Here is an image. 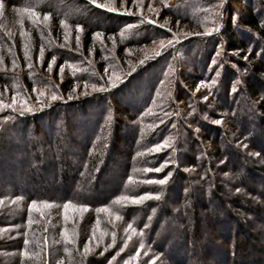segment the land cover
<instances>
[{"label": "trees", "instance_id": "1", "mask_svg": "<svg viewBox=\"0 0 264 264\" xmlns=\"http://www.w3.org/2000/svg\"><path fill=\"white\" fill-rule=\"evenodd\" d=\"M73 1L84 4L100 14L108 16L107 18H110L108 20L115 21L116 27L117 25L119 26L122 16L110 12L106 8L94 6L89 0H1L5 11L7 9H13L15 12H18V10L32 11L37 12L39 15L47 16L52 23L53 34L56 35L58 41L61 39L58 31L60 30L59 27L62 20H75L74 22L80 23L86 19L81 12L77 11ZM247 2L250 3L251 1L247 0ZM69 9L76 10V14L70 16L69 13L64 12L65 10L69 11ZM258 10L252 8L244 9L240 14L239 24L251 36L253 33H257L264 38V27L262 26ZM0 17L2 18L1 15ZM125 17L127 18V16ZM126 18L123 17V19ZM25 24L31 28V36L40 39V31L43 28H39L36 23L29 24L28 20ZM238 30L244 31L241 29ZM5 31L7 32L6 28L0 25V42L4 45L2 48L4 51L2 53L12 56L13 63L19 68H25L21 81L15 80L12 74H7L6 72L0 73V102L4 105L0 106V177L5 178L3 182L0 181V260L4 261L5 264H48V262L50 264H101L103 262L102 257L107 258L103 264H108L110 262V256L116 254L115 252L120 249V244L117 241L112 242V237L109 236V238L106 233V230L115 229L113 224H109L106 220L115 215L121 217L123 221L122 226L126 228L125 233L128 232L133 235L129 237V240L125 239L126 241H122L121 245L125 244L126 249L129 248L130 250L131 245L133 248L136 242L137 246L142 244L151 247H161L163 249L162 240H154L153 234L159 231V229L173 230V224L171 222H168L164 228H161L159 221H167L173 216V197L174 195H180L179 190L183 187L184 179V176L180 172H178V175H173V172L177 173V168L173 167V165H166L170 160L173 161L175 157L173 154L171 156L169 155L170 158L167 156L172 145L173 150H178L177 161L178 163L180 162L178 168H183L184 163L191 167L194 166L193 158L196 157L195 155L200 154L197 163H199V173H202L201 178H198V175L195 176L197 173L195 175L190 173L189 175H194V177H191V181H194V183L203 180L208 184L211 182V201L217 200L216 193L221 188V182L215 183L213 177L215 176L217 180H219L218 176L223 177V173L228 168L227 163L236 165L238 162V164H242L237 159V156L235 164L234 161L229 160L230 153L229 155L228 153L222 154L221 147L218 146L216 141V138L218 140L219 136H221L217 130L214 132L213 138L210 137L214 147L211 151L207 152L205 151V144L195 139L197 137L192 138V136H189L188 140L180 138L183 132L185 135L186 129L184 125L188 119L183 117L186 119L183 120L185 122L184 124L180 121L182 117L179 114L177 117L178 120H175V109L178 110L179 107H175L173 110L170 108L172 105L169 104L174 100L171 101V98H175V102L180 100L176 99L179 98L177 96L178 90L175 89L174 93H171L168 86H166L173 78V64L174 66L179 65V61H177V58L175 59L176 53L173 55L172 51L170 52L169 50V53L165 55V59L158 60L159 62L163 60L164 65L170 68L172 72L169 76L165 74V71H161L160 73L149 72L150 69L156 66V63L146 62L149 65L146 67V63L143 61L141 62V66L136 65L134 70L125 74L118 83H108L109 86L104 90L97 89V91L95 90L88 95L73 97L72 99H63V101L48 102L47 99L41 100L39 101L41 104H38L39 108H34L38 109L37 112L31 113L33 108L32 110L23 111L22 106L18 107L19 99L17 101L15 100L17 104L15 106H12L11 102L13 101V97L17 99L21 97L20 95L22 97L24 95L26 98L24 91L34 96L36 90L34 82L36 84L40 83V78L36 76L30 78L29 74L32 73L26 68V59L22 54L20 46L18 43L16 44L11 41L10 39H13V36H8ZM18 32L20 33V31ZM221 32V35L225 38L222 43L220 39L216 40L215 44L211 42L212 39L205 40L211 45H214L213 50L208 55L204 54L199 57H196L194 53H188L192 60L194 62L200 61L202 57V60L207 62L206 64H210L215 58L219 60L220 64V58H222L223 52H229L230 54L238 52L236 55H238L239 61L241 62V73L242 70L246 73L251 71L254 77L262 76L264 78V61L263 58H259V52L255 47H250L246 40L241 38L232 29L230 23L227 24V27H223ZM19 33H17V36ZM41 34L43 35L42 37H46L47 39H55V37H49L50 34L46 30ZM91 34V32H86L85 34V47H88L91 43ZM17 39H21L20 36ZM257 40L264 42V39ZM200 41L204 40H191L190 43L198 47L200 46ZM11 45H13L12 49L9 48ZM204 46L206 45L200 46L199 48L205 51ZM89 51L90 49L86 48V52L89 53ZM62 52L57 47H54L50 53V56H57V64L59 65L65 59L61 55ZM93 52L94 59L98 58L96 48L93 49ZM117 53L119 55L122 53L121 47ZM244 58L247 59V62H242ZM5 62L0 61L2 67ZM142 65L147 69V77L143 82H140L142 76H139V73L142 71ZM96 66L100 69L99 63H96ZM79 73L84 74L87 72L79 71ZM229 73L231 75L234 74V76H239L234 71H230ZM80 75L76 77L79 79L78 81L82 80ZM85 76L88 77L86 79L88 83L91 82L93 85L101 83V79H97L96 75L91 76L85 74ZM187 77L189 76L187 75ZM198 77L200 78V76L195 75L191 80L189 79L190 83L195 85L197 83L196 80L199 79ZM243 77L249 80V77ZM133 80L138 84H142L144 87L140 86L141 89L139 87V89H135V87L132 89L134 91L133 93L130 92V95H133V99L136 97L132 103L129 100L130 97H123L124 102L128 103L125 108L121 109L125 120L119 119L117 123L113 112L112 114L109 112L111 108L110 106L108 107L109 96L119 95L123 91V88L130 87ZM104 84L107 85L106 83ZM178 88L181 93H185L184 95L189 100L191 99L187 96L188 93L186 90L181 87ZM244 89L249 91V95L250 97L252 96L254 101L260 99L250 82L244 85ZM226 90L227 92L224 97L229 94V88ZM214 93L215 91L212 94ZM215 101L213 102L214 108H218L219 112L224 111L221 107L215 105ZM136 103L139 104L136 105ZM260 103L264 107V101L262 99L258 101L259 105ZM129 104L133 105L132 113L127 107ZM185 114H187V111ZM254 117L256 119L258 118L255 115ZM120 121H123V125L125 126L123 128L127 131L129 137L126 138L130 142V146L126 151L127 154L122 172L113 170L110 173L111 180L119 181L118 185L112 186L111 184H107L110 181L107 179L109 176L107 178L104 177L103 172L107 169L106 167H109L110 151L112 148H115L116 143L120 140V136L118 135L122 128ZM57 123H60L67 129V138L62 139L60 134H57L56 137L51 135L56 130ZM255 125L258 127L259 123ZM7 128L12 129V132H8ZM260 132H262L260 128H256L252 132L253 134H251V140L255 139V134L257 138V133L260 134ZM169 133H173L171 142V135ZM28 134H32L37 138L44 134L46 136L42 142L43 144H38L32 139H24ZM13 136L17 138H13ZM186 141H189V144L185 148ZM73 142L79 143L84 147V153L79 159L75 172H72L75 170V166L72 164L73 161L71 162V159H68L69 157H66L65 153V150L67 151L68 146L72 145ZM27 143L30 145L27 146ZM192 144H195V149L192 148ZM38 145H41V148L38 149ZM26 146L27 148H24ZM50 146H52L56 154H59V162H55L53 159L50 160H53L51 167L55 164L59 166V178L54 184L62 187L60 190L62 195L55 194L56 190L53 189L55 185H50L49 183L38 185L37 181H45V176L41 173H35V167L31 168L30 166L32 164L28 162V158H31L33 161L40 163H37L39 168L41 167L43 169L45 166L47 167L48 162H50L49 158H53L54 154H48V150L51 148ZM157 146H159V150H156ZM68 151L71 152L72 148ZM246 155V159L250 164L244 166V173L252 177H258L259 181L264 183V173H262L264 171V161L258 159L257 156L252 158L251 156L253 154ZM256 162L262 165L261 170L260 167L255 165ZM156 168H161V171H155ZM236 171L235 175L241 178L242 174L240 175L237 169ZM169 173H171L170 176L168 175ZM91 176L94 179H101L102 184H105L100 189H96L97 182H94L92 184L93 188L85 192L83 181L89 180ZM165 176H168V179L163 185L159 184L158 181L164 179ZM28 177L29 180L25 181ZM11 182H17L16 184L24 187L20 189L12 187ZM191 183L190 195L192 196L198 193L200 189L194 187L193 182ZM242 188L244 189L243 186H240V188L234 191L235 197L240 194ZM177 189L179 190L177 191ZM245 191L249 193L253 191L251 193L255 194L258 192L255 189L250 190L249 188ZM262 194L264 196V192ZM218 204L220 206L221 201ZM223 209L226 216L222 217L220 214H218L219 216L215 215L212 217V224H217L219 227L223 224L224 227H221V229L229 227L230 230L233 227L235 229L234 233L236 234H234V247L230 249V246L227 244L224 250L236 257L237 253L241 252L240 258L247 257L245 251L250 250V247L253 248L250 250L253 253V259L257 255L262 254L264 252V233H258L259 236L257 237L247 235L249 232H246L243 224L235 218L236 215L230 209L225 207ZM50 212L54 213L51 214ZM249 213H251L250 209ZM85 214L87 215L86 222H84L86 219ZM257 218L263 222L262 225L264 227L263 218L261 216ZM175 228L177 227L174 226ZM195 229H198V227L196 226ZM242 229L245 231V235L248 236V240L246 238V241L239 242L240 236H244L241 233ZM231 234L232 232L229 231V234H227L228 237ZM149 235H151V238ZM257 239H263V247L254 241ZM98 241L102 243L101 246L97 245V248L101 249L100 259H96L94 256V254L99 252V249L94 248L96 251L91 252L93 250L92 245ZM165 241L168 246L174 242L176 245H183V242L179 238L172 239V241L169 240V242L167 239ZM208 244L204 250L209 251L210 255H213L215 250H217L218 244L214 241H209ZM158 251L161 250L158 249ZM46 252L53 253V255H47ZM175 255H179L178 258L183 256V259L188 257V260L191 259L192 264H196L194 262L195 256L191 254L187 256L180 255L176 250L168 249V255L166 254L168 259L175 257ZM261 257L264 260V255ZM203 258L205 257L196 258L197 263L204 264ZM262 258L256 259L253 264H264L260 261ZM242 260H239V264H244Z\"/></svg>", "mask_w": 264, "mask_h": 264}, {"label": "rangeland", "instance_id": "2", "mask_svg": "<svg viewBox=\"0 0 264 264\" xmlns=\"http://www.w3.org/2000/svg\"><path fill=\"white\" fill-rule=\"evenodd\" d=\"M89 1L94 6L106 8L110 12L122 16L119 26L117 25L116 27L115 21L108 20L110 19L107 18L108 16L98 13L84 4L73 1L77 11L81 12L86 19H84V22L80 23L74 22L75 20H62L60 22V30L58 31L61 39L58 41L56 35L53 34L52 23L47 16H42L32 11L18 10V12H15L13 9H7L5 11L3 2L0 0V15L2 16V18L0 17V25L6 28L7 32H5L8 36H13V39L10 40L16 44L18 43L20 46L22 54L26 59V68L32 73L29 74L30 78L35 76L40 78V83L36 84V82H34V87L36 89L34 96L24 91L26 98L24 95L23 97L20 95L21 97L18 96L19 98L15 99L16 101L18 99L20 100L18 107L22 106L23 111L32 110L33 108L31 113H34L38 110L34 108H39L38 104H41L39 103L41 100L47 99L48 102L63 101V99H69V97L72 99L73 97L88 95L95 90L97 91V89L104 90L109 86L108 83H118L125 74L132 72L136 65L141 66V62L143 61L145 63H156V66L150 69L149 72L160 73L161 71H165V74L169 76L172 72L170 68L164 65L162 62L163 60L160 62L158 60L165 59V55H167L170 50L173 55L176 53L175 59L177 58L179 65L174 66L173 64L172 75L174 79L172 78L166 86H168L171 93H174V90L177 89V96L179 98L176 99L180 100L175 102V98H171L170 100L172 101L174 99V102L172 101L169 105H172L170 106L171 109L179 107L178 110L175 109V120L179 114L182 117V119H180L181 122L186 120L184 118L188 119L185 121L186 124L183 122L186 130L185 135L183 132L180 138L188 140L189 136H192V138L197 137L195 139L205 144V151L207 152L211 151L214 147L210 137L213 138V134L217 130L221 136H219L218 140L216 138V141L218 146L221 147L222 154L228 153L229 155L230 153L231 156H229V160L235 163V160L239 159V161H241L240 163H242L238 164L237 162L238 165L236 163V165L227 163L228 168L223 173V177L218 176L219 180H217V178L215 179V176L213 177L215 183L221 182V188L219 192L216 193L219 199L217 198L216 201H211V182L208 184L204 180L196 183L191 181V177H194L195 173H197L195 176L198 175V178L202 176V173H199V163H197L200 154L195 155L196 157L194 158L192 157L194 166L191 167L184 163L183 168H178L180 165V162L178 163L177 161L178 150H173L172 145L167 156L173 154L175 157L173 156V161L170 160L166 165H173V167L177 168V173L173 172V175H178V172H180L181 175L184 176V179L183 187H181L180 190L177 189L180 195H174L173 197V216L167 221H159L161 228H164L168 222H171L173 224V230L159 229V231L153 234L154 240H162L163 249L161 247H151L142 244L137 246V242L136 245L134 244L133 248L132 245L130 246V250L129 248L126 249L125 244L121 245V243L125 239L129 240V237L133 235L128 232L125 233L126 228L122 226L123 221L121 217L115 215L110 219L105 218L109 224H113V227H115V229L106 230V233L108 237H112V242L117 241V243L120 244V249L115 252L116 254L110 256L111 258L109 257L110 262H108V264H192L191 259L188 260V257L183 259V256L178 258L179 255H175V257L168 259L166 254L168 255V249L170 248L176 250L180 255L187 256L191 254L195 256L194 262L196 264H199L196 258H201L203 256L205 257L203 258L204 264H239V260L241 261L242 259L244 264H253L256 259L262 258L261 256L264 255V252L262 253L263 255H257L255 259H253V253L250 251L253 249L252 247H250V250L245 251L247 257L240 258L241 252L237 253V257L228 253L224 250V247H226L227 244L230 246V249L234 247L235 229L233 227L230 230L229 227L221 229V227H224L223 224H221L220 227L217 226V224L213 225L212 217L218 214L225 217L226 213L223 209V207H225L236 215L235 218L243 224L246 229L245 231L249 232L247 235L257 237L259 236L258 233H264L263 222L257 218L261 216L264 220V196L262 194V192H264V183H261L258 177H252L244 173V166L250 164L246 159V154H253L254 156L252 155V158L257 156L258 159L264 161V107L261 106V103L260 105L258 104L260 99L264 101V78H262V76L254 77L251 71L247 72L249 73L247 74L242 70L241 73V62L239 61L238 55H236L238 52H233L231 54L229 52H220L222 53L220 64L219 60L215 58L210 64H206L207 62L203 61L202 57L200 61L194 62L188 53H194L196 57L204 54L208 55L209 52L213 50L214 45H211L205 40L212 39L211 42L215 44L216 40L220 39L222 43L225 38L221 35V30L230 23L232 29H234L241 38L245 39L250 47H255L259 52V58H263L264 61V42L262 40H257L264 38L257 33H253L252 37L251 34L246 32L239 24L240 14L244 9L252 8L254 10L259 9L258 12L261 17V23L264 27V0H250V3H248L247 0H95V3H93V0ZM64 12L69 13L70 16L76 14V10L74 9H69V11L65 10ZM125 16H127V18ZM123 17L126 19H123ZM27 20L29 24L36 23L39 28H43L40 31V39L31 36V28L25 24ZM161 25H163V27H161ZM45 30L49 32V37L52 36L55 37V39L42 37L43 35L41 33ZM18 31H20V33ZM86 32L92 33L91 43L89 44L90 47L89 45L85 47L86 44L84 41ZM17 33H19L18 36L21 38L19 40L17 39ZM198 39L204 40L200 41L201 43L199 45H206L204 46L206 52L203 51L202 48L200 49V46L197 47L195 44L190 43L191 40ZM3 46L4 45L0 42V61H6L3 67L2 64H0V73L6 72L7 74H12L15 80L21 81L25 68H19L13 63L12 56L2 53V51H4V49H2ZM54 47L63 51L61 55L65 59L60 65L57 64V56H50L51 50ZM120 47L122 53L119 55L117 51ZM9 48L12 49L13 45L9 46ZM86 48L90 49L89 53L86 52ZM94 48L97 49L98 53V58L95 59L93 52ZM245 59L246 58H244L242 62H247V59ZM96 63L100 64V69L96 66ZM147 65L146 63L145 66L148 67L149 65ZM61 66H63V72L60 71ZM142 67V71L139 73V76H142L140 82H143L147 77V69L143 65ZM79 71H85L87 73L82 74L79 73ZM230 71L237 72L238 74H235L239 76H234V74L231 75L229 73ZM222 72L224 73L222 74ZM85 74L91 76L96 75L97 79H101V83L98 85H93L91 82L88 83L86 81L88 77L85 76ZM78 75H80L82 80L78 81L79 79L76 78ZM187 75L189 77L186 78ZM195 75L200 76V78L198 77L199 79L196 80L197 83L193 85V83H190L189 79L191 80ZM243 76L249 77V80H246ZM132 78L134 79V77ZM134 80L130 84V87L123 88V91H121L119 95L109 96L108 107H111L109 112L111 114L113 112L116 122L119 119L125 120L121 109L125 108L128 103L124 102L123 97H130L129 100H131L132 103L136 98L134 97L133 99V95H130V92L133 93L134 91L132 89H134V87L135 89L144 87ZM248 82H250L256 90L260 98L259 100L256 99L254 101L252 96L250 97L249 91L244 89V85ZM70 87L71 89H69ZM178 87L186 90L188 93L187 96L191 99L189 100L188 97L184 95L185 93H181ZM209 87L211 88L208 89ZM227 88H229V94L224 97ZM214 91L215 93L212 94ZM53 96H55L56 99H52ZM215 99H217V101H215ZM214 101L215 105H218L224 111L219 112L218 108H214ZM11 103L12 106L17 105L13 103V101ZM138 104L139 103H136V105ZM127 107L132 113L133 105L129 104ZM186 111L187 114H185ZM254 115L258 118L256 119ZM243 117H245V119L242 120ZM217 120H219L220 123H216L215 121ZM258 123V127L262 132H260V134L257 133V138L255 134V139L251 140L252 132L258 128L255 124ZM57 124L56 130H54L51 135L56 137L57 134H60L62 139L67 138V129L60 123ZM121 126L120 134L118 133L120 140L116 143L115 148H112L110 151V164L103 172L104 177L107 178V176H109L107 179L110 181L107 184H111L112 186L118 185L119 181L111 180L110 173L113 170L122 172L127 154L126 151L130 146V142L127 139L129 136L127 135V131L123 128L125 127L123 121L121 122ZM73 127L75 128L74 125ZM7 130L8 132H12L10 128H7ZM188 130L191 132L189 133ZM123 133L125 134L124 136ZM169 135H171V142L173 133H169ZM45 136L46 134L38 136L37 138L32 134H28L24 139H32L38 144H43L42 142ZM13 138L17 137L13 136ZM188 144L189 141H186L185 148ZM29 145L30 144L27 143V146ZM27 146L24 148H27ZM50 147L48 154H54L53 158L50 157L49 160L53 159L55 162H59V154L54 152L52 146ZM37 148H41V145H38ZM71 148L72 151H68ZM192 148L195 149V144H192ZM83 150L84 147L75 142L68 146L67 151L65 150L66 157H69L68 159H71V162L73 161V166H75V170L72 172L76 171L79 159L84 153ZM184 154L186 155V153ZM53 160H50L47 167L45 166V168L42 169L38 167L40 163L28 158V162L32 164L30 167H35L34 172L41 173L45 176V181H37V184L45 185L49 183L50 185H55L53 186V189L56 190L55 194L62 195L60 192L62 187L54 184L59 178V166L55 164L56 166L53 165L51 167V162ZM255 165L260 167L261 170L262 165L258 164V162H256ZM236 169L239 171L240 175L242 174L241 178L235 175V172H237ZM190 173L194 175H189ZM262 173H264V171ZM4 179L5 178L0 177V181L3 182ZM27 180H29V177L25 179V181ZM94 182H97L96 189H100L105 184H102L101 179H94V177L91 176L89 180L83 181L85 192L93 188L92 184ZM191 182H193L194 187L200 189L198 193L192 196L190 195L192 187ZM16 183L11 182V186L18 189L24 187ZM240 186H243L245 190L249 188L250 190L255 189L258 192L256 191V194L251 193L253 191L249 193L242 188L240 194L235 197L234 191L240 188ZM217 201H221L220 206H218L219 204ZM249 209L251 213H249ZM50 213L52 214L54 212ZM86 216L85 214V217ZM85 217L83 216V218ZM83 218L82 220H84ZM86 221L87 217L84 222ZM244 222L246 223L244 224ZM174 226L177 227L175 228L176 230ZM196 226L199 230L195 229ZM229 231L232 232V234L228 237L227 234H229ZM245 231L242 229L241 233L244 236H240L239 242L248 240ZM149 237L151 238V235H149ZM175 238H179V240L183 242V245H176L174 242L168 246V244L165 243L166 239L169 242V240L172 241V239ZM209 241H214L218 244L217 250L213 253L214 256L210 255L209 251L204 250V248L209 245ZM254 241L258 242L260 246L263 245V239ZM106 242L108 243L107 240ZM97 245L101 246V241L92 245L93 250L91 252L96 251L94 248H97ZM89 249H91V247H89ZM97 249H99V252L94 254V256L96 259H100L101 249ZM158 249L161 251H158ZM46 254L53 255V253L48 252H46ZM106 259L107 258L102 257L103 262L99 263L103 264ZM260 261L264 263L263 258ZM3 263L4 261L0 260V264ZM48 264L50 263L48 262Z\"/></svg>", "mask_w": 264, "mask_h": 264}, {"label": "snow or ice", "instance_id": "3", "mask_svg": "<svg viewBox=\"0 0 264 264\" xmlns=\"http://www.w3.org/2000/svg\"><path fill=\"white\" fill-rule=\"evenodd\" d=\"M93 3H95V0H93ZM161 27H163V25H161ZM51 66V65H50ZM61 72H63V66H61V69H60ZM71 98V97H69ZM52 99H56L55 96L52 97ZM13 103H15V97H13ZM0 106H3L2 105V102H0ZM10 107V105H9ZM216 123H220L219 120L215 121ZM156 150H159V146H157V149ZM155 171L159 172L161 171V168H156ZM169 176L171 175V173L168 174ZM168 179V176H165L164 179H161L158 181L159 184L163 185L165 183V181ZM137 199H142V198H137Z\"/></svg>", "mask_w": 264, "mask_h": 264}]
</instances>
